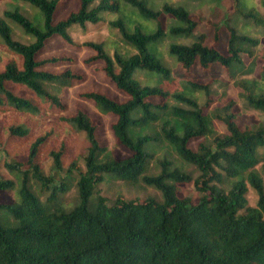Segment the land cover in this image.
I'll return each instance as SVG.
<instances>
[{
  "label": "clouds",
  "instance_id": "obj_1",
  "mask_svg": "<svg viewBox=\"0 0 264 264\" xmlns=\"http://www.w3.org/2000/svg\"><path fill=\"white\" fill-rule=\"evenodd\" d=\"M145 209L140 264H264V0H0V264H113Z\"/></svg>",
  "mask_w": 264,
  "mask_h": 264
},
{
  "label": "trees",
  "instance_id": "obj_2",
  "mask_svg": "<svg viewBox=\"0 0 264 264\" xmlns=\"http://www.w3.org/2000/svg\"><path fill=\"white\" fill-rule=\"evenodd\" d=\"M207 202L205 201V211L201 212L199 209L193 210L191 214H187L183 210V205L178 204L176 208L173 209V212L169 214L167 210H162L160 215L162 217L161 221V231L164 232L165 238L168 235V230L170 229L172 232L177 233L178 235L184 233V238L188 241V244L191 247L200 249V245L196 242V240L187 235L185 229L191 227V224L194 222L205 223L208 220H212L213 222H217V220H223V216L215 217V216H206L205 212H207ZM144 215L139 216L136 212L128 211L126 213L115 212L114 219L118 222V225H121L127 228L130 236L132 237L129 240V247L131 249L130 252L123 254L122 258L113 254V264H140L137 253L139 252L138 242L136 241V230L135 224L139 223L141 219H143L145 225L147 226L149 221L148 217L151 216V212L148 209L142 210ZM92 225H95L97 229H100L98 221L94 220L92 217H85V219L77 221L75 219H66L65 228L69 233L73 231H79L81 228H91ZM238 226L235 223L231 224V227L228 231L235 233V230ZM120 228L118 227L117 232L119 233ZM258 234L260 240L264 242V225L258 226ZM144 243H147L148 236L145 235L141 238ZM142 246V245H141ZM159 246V245H158ZM207 252V248L200 252L201 262L200 264H225L224 261L218 260L215 257H210L207 261H205L204 256ZM39 264H54V262L48 260H42ZM65 264H68L65 261ZM75 264V262H73Z\"/></svg>",
  "mask_w": 264,
  "mask_h": 264
}]
</instances>
